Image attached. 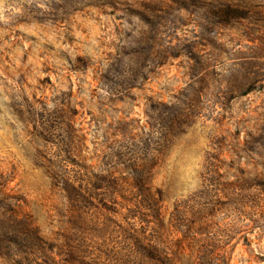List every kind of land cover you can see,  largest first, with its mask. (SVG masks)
Returning a JSON list of instances; mask_svg holds the SVG:
<instances>
[{"label":"rangeland","instance_id":"rangeland-1","mask_svg":"<svg viewBox=\"0 0 264 264\" xmlns=\"http://www.w3.org/2000/svg\"><path fill=\"white\" fill-rule=\"evenodd\" d=\"M157 102L194 113L148 165L160 221L130 171ZM0 177L41 239L0 264H158L144 238L168 264H264V214L220 193L264 181V0H0Z\"/></svg>","mask_w":264,"mask_h":264},{"label":"trees","instance_id":"trees-1","mask_svg":"<svg viewBox=\"0 0 264 264\" xmlns=\"http://www.w3.org/2000/svg\"><path fill=\"white\" fill-rule=\"evenodd\" d=\"M186 105L164 104L161 102L155 103L153 108H151V111H153L152 113H154V115L156 113V117H158V137L146 148L147 150L141 159L142 163H144L143 166L135 167V161L137 160H130V162H132L130 171L134 175L131 179V185L136 190L135 196L138 198L137 203L144 211L150 214V218L155 220H159L160 213L157 207L158 200L148 188V178L149 173L151 172V168L148 167V165H152V162H154V154L152 153H155L156 151L160 152L161 150L168 148L172 141L182 134L192 123L194 113L190 110L191 108L186 107ZM163 110H165V112H162ZM162 115L165 116L162 117ZM146 117H151V114H146ZM146 156L149 158L146 159ZM228 187L229 189L222 190L220 193L233 205V210H235L239 216L245 217L247 212H252V214L259 216L264 214L263 180H260L258 183L253 184L248 188L242 183L230 184ZM250 190L251 193L248 192ZM9 199L8 196H4L0 189V251L2 242L21 246V240L18 236H21L23 233L28 234L27 232H29L30 235L28 241L31 240L33 243L39 244L41 239L37 236L35 229L32 230L28 224L22 225V219H20L21 216L19 212L20 205L17 202L18 200L14 199L12 203ZM145 216L148 218L147 215ZM145 216L143 219L146 222L148 219H145ZM144 241L146 242L145 238L135 240L134 242L135 246L138 248L137 251H139L145 260H151L150 262H157L158 264H168V262H170V259L166 254H162V252H159L153 246L145 245ZM214 258V252L207 251L202 253L200 257H197L195 264H217L214 262ZM69 263L79 264V262L73 257L69 258ZM223 264L225 263L223 262Z\"/></svg>","mask_w":264,"mask_h":264}]
</instances>
